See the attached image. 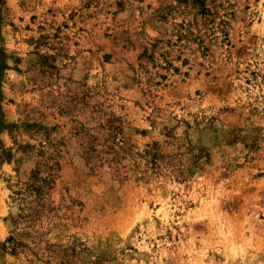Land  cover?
I'll list each match as a JSON object with an SVG mask.
<instances>
[{"label":"rangeland","instance_id":"374dc122","mask_svg":"<svg viewBox=\"0 0 264 264\" xmlns=\"http://www.w3.org/2000/svg\"><path fill=\"white\" fill-rule=\"evenodd\" d=\"M0 264H264V0H0Z\"/></svg>","mask_w":264,"mask_h":264}]
</instances>
